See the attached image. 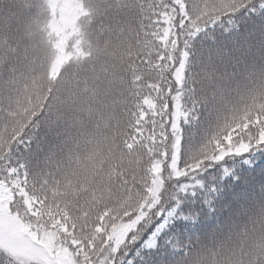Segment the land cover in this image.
Listing matches in <instances>:
<instances>
[{"label":"snow or ice","instance_id":"snow-or-ice-1","mask_svg":"<svg viewBox=\"0 0 264 264\" xmlns=\"http://www.w3.org/2000/svg\"><path fill=\"white\" fill-rule=\"evenodd\" d=\"M0 264H264V0H0Z\"/></svg>","mask_w":264,"mask_h":264},{"label":"trees","instance_id":"trees-1","mask_svg":"<svg viewBox=\"0 0 264 264\" xmlns=\"http://www.w3.org/2000/svg\"><path fill=\"white\" fill-rule=\"evenodd\" d=\"M256 162L259 163V157H257V161ZM228 179H229V177H227V176L224 177V180L225 181L228 180ZM224 192H225V188L222 185L221 188H220V191H219L218 195H222Z\"/></svg>","mask_w":264,"mask_h":264}]
</instances>
